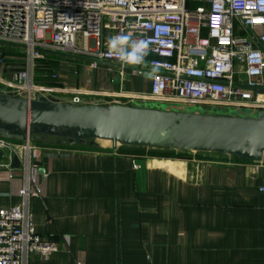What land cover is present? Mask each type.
I'll return each mask as SVG.
<instances>
[{"label": "crops", "instance_id": "0c3cea01", "mask_svg": "<svg viewBox=\"0 0 264 264\" xmlns=\"http://www.w3.org/2000/svg\"><path fill=\"white\" fill-rule=\"evenodd\" d=\"M74 56L45 53L35 84L56 89L65 103L68 93L83 92L88 105H132L126 97L151 92L152 80L131 68L102 70V63ZM25 68L26 60L5 55L0 77ZM100 69L112 78L91 81L88 72ZM42 149L45 196L31 198L29 207L36 233L60 250L26 264H264V162L104 141L68 146L47 139ZM21 176L0 168V208L21 204L11 181Z\"/></svg>", "mask_w": 264, "mask_h": 264}, {"label": "built area", "instance_id": "2783aa9c", "mask_svg": "<svg viewBox=\"0 0 264 264\" xmlns=\"http://www.w3.org/2000/svg\"><path fill=\"white\" fill-rule=\"evenodd\" d=\"M2 46L27 55L26 68L11 79L0 77V85L28 101L56 99V89L34 82L36 62L51 52L151 74L150 94L126 97L132 101L227 113L264 110V0H0ZM68 94L71 104H83V92ZM42 150L31 137L0 138V168L22 173L11 179L21 204L0 208V264H26L31 256L47 260L60 250L57 241L36 233L29 207L31 198L45 196ZM15 156L19 169L12 168Z\"/></svg>", "mask_w": 264, "mask_h": 264}, {"label": "water", "instance_id": "95a60500", "mask_svg": "<svg viewBox=\"0 0 264 264\" xmlns=\"http://www.w3.org/2000/svg\"><path fill=\"white\" fill-rule=\"evenodd\" d=\"M139 76L152 79L151 74L143 72ZM144 104L73 105L46 97L28 101L1 92L0 138L23 142L28 137L38 141L53 137L68 146L104 140L264 162V110L240 116L210 108L187 111ZM12 168H21L17 156L12 159Z\"/></svg>", "mask_w": 264, "mask_h": 264}, {"label": "rangeland", "instance_id": "374dc122", "mask_svg": "<svg viewBox=\"0 0 264 264\" xmlns=\"http://www.w3.org/2000/svg\"><path fill=\"white\" fill-rule=\"evenodd\" d=\"M197 5H200V4L196 3L193 6L195 7ZM206 36H207V32L203 31L202 37L205 38ZM84 45H85V42L83 41V39L81 37H78L77 47L83 49ZM4 51L6 53V56L12 58L16 63L22 64L27 59V55L24 53V49H22V48L11 47V46H2L0 49V53H2ZM67 56L76 57L72 54H67ZM47 59L49 60V57ZM45 62L46 61H44V62L43 61H37L36 64L39 65V64L45 63ZM107 63L111 64L109 62H107ZM100 66L102 67V70H103L104 68L106 69V68H108V66L111 67L112 65L100 64ZM102 70L100 69L98 71H89L88 72V78L91 81H95V82L96 81L99 82V81H101V79H103L104 77L106 78L107 76H109V78H112V74H110V75L108 74L107 76H105V74ZM115 70H118V68H115ZM116 72L118 73V71H116ZM36 76H37V69H36ZM125 79L127 82L131 81L132 77H131L130 73H127ZM37 82H38V80H37ZM1 92L6 93V88L0 85V93ZM111 99L113 100L114 98H110V100ZM124 101L132 102L131 99H127V100L125 99ZM131 104L137 105V104H143V102H139L138 100H134ZM144 105L147 107H153V106H157V105H165L168 109H170V108H177V109L183 108L187 111H195L198 109L197 106L181 107L178 105L171 106L168 104L153 103V102H146ZM230 112H232L234 115H240V116H251L252 114H255L252 110H249V109H244L242 111H230Z\"/></svg>", "mask_w": 264, "mask_h": 264}, {"label": "trees", "instance_id": "16d2710c", "mask_svg": "<svg viewBox=\"0 0 264 264\" xmlns=\"http://www.w3.org/2000/svg\"><path fill=\"white\" fill-rule=\"evenodd\" d=\"M40 146H42V144L47 140V139H55V140H58V141H62L61 139H57V138H53V137H48L45 141H38L36 140V138H33ZM15 142H18V141H15ZM91 143L90 141L87 143L89 144ZM79 145V144H77ZM86 145V144H85ZM236 158V157H235ZM237 159H240V158H237ZM242 160V159H241ZM246 161V160H245Z\"/></svg>", "mask_w": 264, "mask_h": 264}, {"label": "bare ground", "instance_id": "6f19581e", "mask_svg": "<svg viewBox=\"0 0 264 264\" xmlns=\"http://www.w3.org/2000/svg\"><path fill=\"white\" fill-rule=\"evenodd\" d=\"M97 141H104V140H97ZM104 142H111V141H104Z\"/></svg>", "mask_w": 264, "mask_h": 264}]
</instances>
